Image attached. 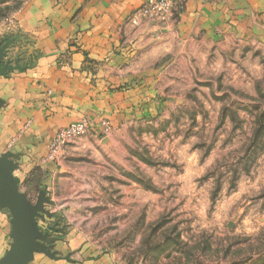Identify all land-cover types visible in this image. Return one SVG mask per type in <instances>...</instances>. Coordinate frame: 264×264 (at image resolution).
I'll use <instances>...</instances> for the list:
<instances>
[{
  "label": "rangeland",
  "instance_id": "374dc122",
  "mask_svg": "<svg viewBox=\"0 0 264 264\" xmlns=\"http://www.w3.org/2000/svg\"><path fill=\"white\" fill-rule=\"evenodd\" d=\"M30 2L0 0L6 72L25 66L15 30ZM183 2L165 20L138 10L128 23L174 28ZM255 18L244 37L183 42L158 80L137 86L131 116L60 128L42 165L23 170L18 153L0 154L50 254L31 264H264V11ZM11 220L0 208V263Z\"/></svg>",
  "mask_w": 264,
  "mask_h": 264
},
{
  "label": "crops",
  "instance_id": "0c3cea01",
  "mask_svg": "<svg viewBox=\"0 0 264 264\" xmlns=\"http://www.w3.org/2000/svg\"><path fill=\"white\" fill-rule=\"evenodd\" d=\"M146 1L31 0L15 30L27 40L25 66L0 74V154L18 153L26 170L42 165L60 128L96 115L117 125L140 101L137 86L160 78L168 53L196 37L216 44L244 37L264 11V0H184L174 28L128 23Z\"/></svg>",
  "mask_w": 264,
  "mask_h": 264
},
{
  "label": "water",
  "instance_id": "95a60500",
  "mask_svg": "<svg viewBox=\"0 0 264 264\" xmlns=\"http://www.w3.org/2000/svg\"><path fill=\"white\" fill-rule=\"evenodd\" d=\"M6 70L0 68V74ZM0 208L10 210L13 233L11 247L0 264H29L36 254L50 255L37 243L34 210L19 191L6 157H0Z\"/></svg>",
  "mask_w": 264,
  "mask_h": 264
},
{
  "label": "built area",
  "instance_id": "2783aa9c",
  "mask_svg": "<svg viewBox=\"0 0 264 264\" xmlns=\"http://www.w3.org/2000/svg\"><path fill=\"white\" fill-rule=\"evenodd\" d=\"M173 0H147L146 4L139 9V16H149L151 19L165 20L171 10ZM133 18V22L137 23Z\"/></svg>",
  "mask_w": 264,
  "mask_h": 264
}]
</instances>
